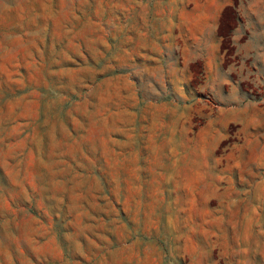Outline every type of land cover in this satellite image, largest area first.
Masks as SVG:
<instances>
[{"label":"rangeland","instance_id":"rangeland-1","mask_svg":"<svg viewBox=\"0 0 264 264\" xmlns=\"http://www.w3.org/2000/svg\"><path fill=\"white\" fill-rule=\"evenodd\" d=\"M180 1L0 0V264H264V63L224 39L244 100L200 131L151 59Z\"/></svg>","mask_w":264,"mask_h":264},{"label":"crops","instance_id":"crops-1","mask_svg":"<svg viewBox=\"0 0 264 264\" xmlns=\"http://www.w3.org/2000/svg\"><path fill=\"white\" fill-rule=\"evenodd\" d=\"M237 4L239 0H181L173 19L168 20L166 33L153 45L151 59L164 63L158 70V81L167 85L171 102L184 106L192 101L195 113L208 118L200 131L211 130L213 115L225 125L228 110L237 111L244 100L238 66L233 70L224 64V39L228 38L237 60H247L254 69L264 63V15L259 19L256 12L253 24L250 8L238 12ZM229 12L235 19L240 15L243 23L236 22L224 37L220 29L226 25Z\"/></svg>","mask_w":264,"mask_h":264}]
</instances>
